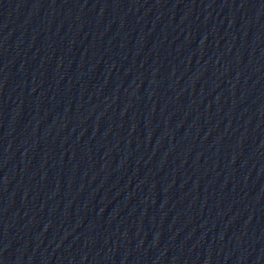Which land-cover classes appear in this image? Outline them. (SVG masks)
<instances>
[{"label": "water", "instance_id": "1", "mask_svg": "<svg viewBox=\"0 0 264 264\" xmlns=\"http://www.w3.org/2000/svg\"><path fill=\"white\" fill-rule=\"evenodd\" d=\"M0 264H264V0H0Z\"/></svg>", "mask_w": 264, "mask_h": 264}]
</instances>
